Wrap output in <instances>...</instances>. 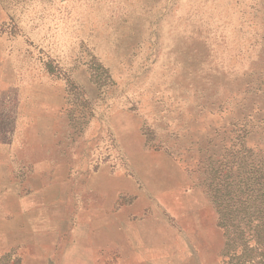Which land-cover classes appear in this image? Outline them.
I'll list each match as a JSON object with an SVG mask.
<instances>
[{
    "label": "rangeland",
    "instance_id": "rangeland-1",
    "mask_svg": "<svg viewBox=\"0 0 264 264\" xmlns=\"http://www.w3.org/2000/svg\"><path fill=\"white\" fill-rule=\"evenodd\" d=\"M0 131L52 264H264V0H0Z\"/></svg>",
    "mask_w": 264,
    "mask_h": 264
},
{
    "label": "crops",
    "instance_id": "crops-1",
    "mask_svg": "<svg viewBox=\"0 0 264 264\" xmlns=\"http://www.w3.org/2000/svg\"><path fill=\"white\" fill-rule=\"evenodd\" d=\"M28 139L25 133L23 138L5 140L0 131V264H52L53 246L47 237L49 220L55 216L49 207L57 198H49L41 182L31 181L35 173L23 178L15 174L17 168L30 165L35 171L47 169L46 159L32 157L29 147L34 144ZM59 263L65 264L64 260ZM88 264H96L95 255Z\"/></svg>",
    "mask_w": 264,
    "mask_h": 264
}]
</instances>
